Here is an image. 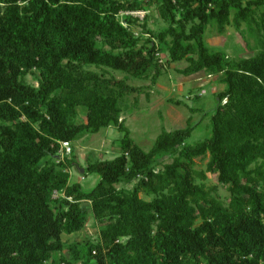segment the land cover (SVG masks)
<instances>
[{
  "label": "trees",
  "instance_id": "obj_1",
  "mask_svg": "<svg viewBox=\"0 0 264 264\" xmlns=\"http://www.w3.org/2000/svg\"><path fill=\"white\" fill-rule=\"evenodd\" d=\"M151 5L165 27L136 34L125 12ZM230 24L261 35L252 56L207 46L209 25L222 34ZM178 61L180 74L225 82L209 135L190 144L198 123L188 119L144 151L120 104L146 87L107 70L155 82ZM109 126L122 134L117 155L80 167L73 142ZM60 142L72 152L57 161ZM74 166L96 183L72 182ZM88 214L97 238L63 241ZM0 264H264V0H0Z\"/></svg>",
  "mask_w": 264,
  "mask_h": 264
},
{
  "label": "rangeland",
  "instance_id": "obj_2",
  "mask_svg": "<svg viewBox=\"0 0 264 264\" xmlns=\"http://www.w3.org/2000/svg\"><path fill=\"white\" fill-rule=\"evenodd\" d=\"M140 13L136 17L140 25L136 24L137 28H133L136 34L139 33L140 26L144 25V29L152 31H158L165 27L155 5L146 7ZM141 15L142 17H140ZM240 29L242 35L230 24L225 27L222 34H219L214 27L209 25L204 32V41L211 50H222L230 58L250 57L258 50V40L261 35L253 29L247 30L244 24ZM164 55L162 53L160 57ZM185 66L186 62L184 61L170 64L162 69L155 82H152L150 78L138 79L127 76L125 73L107 70V74L116 79L127 77L128 84L146 87V93L129 95L120 104L122 109L120 120L128 129L130 137L144 151L151 147L162 129L171 131L183 128L188 119L192 123H198L188 139L190 144L202 141L209 135V118L215 105V94L225 88V82L221 80V75H208L203 71L191 75L180 74L178 70ZM89 69L94 70L93 67ZM152 74L153 71H151ZM26 82L33 86L37 85V81L31 75L26 77ZM195 95L198 96L197 100H193ZM170 101H180L181 103L175 104ZM190 109L194 110L190 111ZM79 112L83 117V112L80 109ZM121 137L122 134L112 126L102 128L97 133L82 135L73 142L78 165L85 167L88 160L113 159L118 153ZM170 161L169 157L160 159L163 164ZM194 161L197 170H204L206 158ZM70 173L72 182H79L87 189L91 188L98 180V176L95 174L82 175V172L75 166L70 169ZM205 186L211 189L212 195L217 196L223 202L227 200L228 193L225 187L218 184L213 175L207 174ZM125 187L131 188L128 185ZM99 226L88 214L84 227L80 231L71 235L62 234L61 237L63 241L67 242L79 241L83 238L95 240Z\"/></svg>",
  "mask_w": 264,
  "mask_h": 264
},
{
  "label": "built area",
  "instance_id": "obj_3",
  "mask_svg": "<svg viewBox=\"0 0 264 264\" xmlns=\"http://www.w3.org/2000/svg\"><path fill=\"white\" fill-rule=\"evenodd\" d=\"M125 14L133 15V16H139L141 13L140 11H135V12H125ZM142 17V15L140 16ZM72 152V144L70 142H60V148H59V160H63L64 157L70 156ZM57 197V192L53 191L52 193V198Z\"/></svg>",
  "mask_w": 264,
  "mask_h": 264
},
{
  "label": "water",
  "instance_id": "obj_4",
  "mask_svg": "<svg viewBox=\"0 0 264 264\" xmlns=\"http://www.w3.org/2000/svg\"><path fill=\"white\" fill-rule=\"evenodd\" d=\"M80 171L82 172V169H80Z\"/></svg>",
  "mask_w": 264,
  "mask_h": 264
}]
</instances>
